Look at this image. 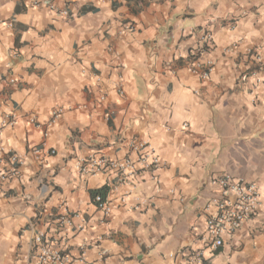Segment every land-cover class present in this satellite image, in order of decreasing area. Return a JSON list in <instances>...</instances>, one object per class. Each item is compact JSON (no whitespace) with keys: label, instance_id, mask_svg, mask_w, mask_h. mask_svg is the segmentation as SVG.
Here are the masks:
<instances>
[{"label":"crops","instance_id":"1","mask_svg":"<svg viewBox=\"0 0 264 264\" xmlns=\"http://www.w3.org/2000/svg\"><path fill=\"white\" fill-rule=\"evenodd\" d=\"M261 47L264 0H0V119L16 118L0 147L54 150L2 186L0 264H36L39 229L73 256L84 244L88 264H191L222 173L256 182L260 200L204 264H264V84L251 72ZM190 54L210 64L207 79ZM136 142L160 162L127 195L113 171L76 169L90 155L139 167ZM104 186L105 220L90 196Z\"/></svg>","mask_w":264,"mask_h":264},{"label":"built area","instance_id":"2","mask_svg":"<svg viewBox=\"0 0 264 264\" xmlns=\"http://www.w3.org/2000/svg\"><path fill=\"white\" fill-rule=\"evenodd\" d=\"M51 7L53 6L51 5ZM62 14H67V11L63 10ZM126 28H131V25L129 24ZM211 40L209 32L201 33L200 42L204 48L210 47ZM251 55L256 64L251 72L256 74L258 69L262 71V75L256 81L264 84V48L255 49ZM190 69L197 72L201 79H207L211 66L207 64L202 67L196 63V60H193ZM10 82H14V79H10ZM61 114V108L53 109L50 112L49 122L55 121ZM29 121L34 122V116H31ZM15 123V116L9 112L0 119V129L5 126H13ZM132 148L138 150L137 163L140 165L139 167H135V164L127 158L114 160L104 156L90 155L80 158L76 162V169L82 175L113 171L119 182L128 186V191L125 194L127 195L137 184L138 170L155 168L160 162L158 155L147 143L136 142ZM53 152V149H49L45 153L52 154ZM45 153L41 146L30 147L21 155L12 149L5 150L0 147V196L3 194L2 186L20 176L21 167L27 160L33 158L40 161ZM211 183L216 184L220 190L217 194L212 195L203 206L206 213L202 233L203 244L200 247L186 250L188 261L191 264H204V252L207 249L213 253L218 251L223 246L226 237L234 235L245 221L252 218L260 200L259 188L254 181L236 179L222 173L212 178ZM93 202L102 212L103 220L107 219L111 211L109 202L98 194L94 197ZM63 222L69 224L70 220L64 217ZM78 228L81 229V226ZM33 249L36 264H88L84 244L80 245L77 255L73 256L63 248L49 246L44 229H39L35 233Z\"/></svg>","mask_w":264,"mask_h":264},{"label":"trees","instance_id":"3","mask_svg":"<svg viewBox=\"0 0 264 264\" xmlns=\"http://www.w3.org/2000/svg\"><path fill=\"white\" fill-rule=\"evenodd\" d=\"M189 58L190 59H197V56L196 55H193V54H190L189 55ZM107 193V187L104 186V187H101L99 189H94V190H91L90 191V196H91V199L92 201L94 200V197L98 194L100 195L102 198H105V195Z\"/></svg>","mask_w":264,"mask_h":264}]
</instances>
